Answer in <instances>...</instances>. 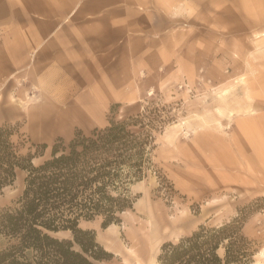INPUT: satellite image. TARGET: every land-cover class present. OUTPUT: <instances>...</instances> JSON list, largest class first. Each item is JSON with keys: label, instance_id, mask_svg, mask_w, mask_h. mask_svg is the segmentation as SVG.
I'll list each match as a JSON object with an SVG mask.
<instances>
[{"label": "rangeland", "instance_id": "374dc122", "mask_svg": "<svg viewBox=\"0 0 264 264\" xmlns=\"http://www.w3.org/2000/svg\"><path fill=\"white\" fill-rule=\"evenodd\" d=\"M71 26L116 39L122 27L121 37L146 40L152 52L134 58L138 96L113 102L99 122L77 105L78 115L65 110L78 96L52 92L51 65L30 63L27 76L13 65L12 78L0 83V104L11 101L12 114L0 127L12 129L24 153L31 143L48 144L38 164L78 129L144 117L154 142L144 175L129 185L132 206L107 227L102 216L80 220L111 253L98 263L158 264L164 243L238 219L245 264H264V0H0L1 48L25 37L48 43L53 30L63 35ZM92 36L97 53L108 47L103 35ZM25 176L19 169L0 190V209L15 205Z\"/></svg>", "mask_w": 264, "mask_h": 264}, {"label": "trees", "instance_id": "16d2710c", "mask_svg": "<svg viewBox=\"0 0 264 264\" xmlns=\"http://www.w3.org/2000/svg\"><path fill=\"white\" fill-rule=\"evenodd\" d=\"M143 118L111 120L90 133L78 129L68 142L59 138L38 164L34 159L48 144L31 143L24 153L12 129L0 127V190L14 183L19 169L26 171L15 205L0 209V264H99L111 256L80 220L102 216L107 227L132 206L129 185L144 175L154 142ZM59 231L73 238L56 236ZM241 232L238 219L201 225L164 243L158 264H245L249 252Z\"/></svg>", "mask_w": 264, "mask_h": 264}, {"label": "crops", "instance_id": "0c3cea01", "mask_svg": "<svg viewBox=\"0 0 264 264\" xmlns=\"http://www.w3.org/2000/svg\"><path fill=\"white\" fill-rule=\"evenodd\" d=\"M119 32L120 36L116 39V36H104L107 31H93L92 27L87 26H71L63 35H56V30H53L48 43L41 44V40L28 42L25 37L22 38L24 44L17 47L4 41L2 48L0 47V83L12 78L13 65L20 66L15 74L22 76L28 75L30 63L51 65L52 92L60 96H78V104L76 101L65 110L74 109L72 113L78 115L79 111L74 107L77 105L76 108L89 116H95L101 122L103 112L113 102H125L138 96L136 81L139 61L134 58L140 56L141 51L145 56L152 52L151 49L144 50L146 40H141L139 36L121 37L122 27ZM93 34L103 35L105 44L110 47L108 45L98 54L92 46ZM134 43L137 46L141 43L143 50L139 47L135 50L130 48ZM97 56L99 63L93 60ZM73 78L76 83H73ZM57 81L62 83H55ZM11 114V101L0 104V125ZM63 119L65 118L60 120Z\"/></svg>", "mask_w": 264, "mask_h": 264}]
</instances>
